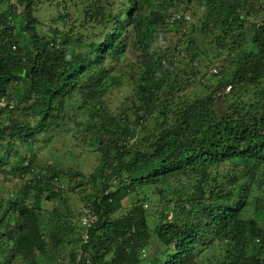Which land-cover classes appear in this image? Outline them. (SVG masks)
<instances>
[{
  "label": "trees",
  "instance_id": "1",
  "mask_svg": "<svg viewBox=\"0 0 264 264\" xmlns=\"http://www.w3.org/2000/svg\"><path fill=\"white\" fill-rule=\"evenodd\" d=\"M47 1L0 0V264H264V0H197V41L178 7ZM66 140L89 173L43 159Z\"/></svg>",
  "mask_w": 264,
  "mask_h": 264
},
{
  "label": "rangeland",
  "instance_id": "2",
  "mask_svg": "<svg viewBox=\"0 0 264 264\" xmlns=\"http://www.w3.org/2000/svg\"><path fill=\"white\" fill-rule=\"evenodd\" d=\"M150 1V6L146 7L145 10H152V9H159L161 13H173V7H178L181 9V13L179 15H187L189 16V24L185 27V33L190 34L192 40L197 41L201 38V32H200V21L203 17L204 10L199 7V4L197 0H190L191 4L190 6L186 7V0H182L183 3L181 2L179 5L177 2L174 0L173 4L170 5L169 0H149ZM49 1L47 0H37V4L34 6V17L39 21V22H44L47 23L49 22L50 19H54L55 16L58 14V9L55 6H49L48 5ZM5 4V3H4ZM5 7V6H3ZM128 7H131V4H128ZM187 10V11H185ZM57 12V13H56ZM52 17V18H51ZM50 18V19H49ZM72 20V18L70 19ZM213 71V70H212ZM214 72V71H213ZM198 94H204L205 91L202 87H199L197 85L196 90H194ZM124 98H126L125 95L122 94H117L116 92L113 95V103L114 106L119 105ZM63 145L65 146L64 149H61V151L54 155L49 153V150L44 151V156L43 159L45 160H50L51 158L55 160L58 163H62L65 167H73L75 169H82V171H85L89 173L91 169L93 168V157H98V153H93L92 155L89 152H85L87 155H82L80 152V149L75 151L73 148L72 150L70 147V141L66 140L63 141ZM61 144V142H60ZM56 148H59V145H55ZM67 150V151H66ZM88 150V149H85ZM66 151V152H65ZM47 152V153H46ZM4 182V187L3 189L6 191H11L14 192V189H17V181L14 180L10 175L6 176V180ZM130 198V197H128ZM130 204L129 199H126L123 201V211H126L128 208V205ZM145 208V206H144ZM146 209V208H145ZM88 210V209H84ZM251 211V209H250ZM84 215L83 210L81 211V216ZM260 225L262 223L260 222ZM144 249V257H147V251H149V254H152L155 251V248H148ZM149 249V250H148ZM219 258V252L215 248H209L205 250L201 256L197 258V264H216V260Z\"/></svg>",
  "mask_w": 264,
  "mask_h": 264
},
{
  "label": "built area",
  "instance_id": "3",
  "mask_svg": "<svg viewBox=\"0 0 264 264\" xmlns=\"http://www.w3.org/2000/svg\"><path fill=\"white\" fill-rule=\"evenodd\" d=\"M175 20H189V16L187 15H176L175 16ZM215 72V71H214ZM97 221V216L91 212V211H85L84 215H82L81 217V224L83 227H85L86 229L90 228L92 226L93 223H95ZM84 244L87 243V236H84Z\"/></svg>",
  "mask_w": 264,
  "mask_h": 264
},
{
  "label": "clouds",
  "instance_id": "4",
  "mask_svg": "<svg viewBox=\"0 0 264 264\" xmlns=\"http://www.w3.org/2000/svg\"><path fill=\"white\" fill-rule=\"evenodd\" d=\"M145 207H146V206H145ZM85 211H88V210H84L83 212L85 213ZM89 211H90V210H89ZM80 224H81V218H80ZM93 224H94V223H93ZM93 224H92V225H93ZM81 225H82V224H81ZM85 229H86V228H85ZM88 229H89V228H88ZM84 236H85V235H83V241H84ZM86 236H87V235H86ZM87 240H88V237H87ZM83 245H86V244H84V242H83Z\"/></svg>",
  "mask_w": 264,
  "mask_h": 264
}]
</instances>
